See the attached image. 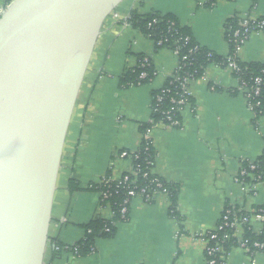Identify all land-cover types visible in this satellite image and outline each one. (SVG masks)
<instances>
[{
  "label": "crops",
  "instance_id": "0c3cea01",
  "mask_svg": "<svg viewBox=\"0 0 264 264\" xmlns=\"http://www.w3.org/2000/svg\"><path fill=\"white\" fill-rule=\"evenodd\" d=\"M206 1L123 0L105 20L68 128L52 204L48 236L64 249L52 258L48 243L44 264H206L204 235L216 228L226 205L246 212L254 232L264 231V219L254 213L264 207V182L248 190L237 179L241 162L254 160L264 149V115L255 118L244 93L233 92L238 79L228 66L210 63L202 76L189 82L192 103L182 109L181 125L152 128V171L178 184L179 218L169 215L164 194L150 203L134 197L128 218L115 223L114 236L96 237L94 250L84 256L65 251L84 238V226L92 219H112L109 205L100 203V193L86 188L103 175L116 179L130 170V159L114 153L137 149L139 125L150 120L151 92L178 66L172 49H156L150 38L124 22L128 12L172 13L200 46L224 57L229 52V18H264V0H217L209 7ZM4 3L0 0V8ZM139 54L151 58L155 75L146 84L124 87L120 76L136 65ZM236 56L246 63L263 61L264 33L250 32ZM70 178L83 189L69 191ZM243 234L239 224L235 235ZM225 264H264V251L249 253L236 246L228 251Z\"/></svg>",
  "mask_w": 264,
  "mask_h": 264
},
{
  "label": "water",
  "instance_id": "95a60500",
  "mask_svg": "<svg viewBox=\"0 0 264 264\" xmlns=\"http://www.w3.org/2000/svg\"><path fill=\"white\" fill-rule=\"evenodd\" d=\"M123 0H11L0 12V264H44L66 136Z\"/></svg>",
  "mask_w": 264,
  "mask_h": 264
},
{
  "label": "trees",
  "instance_id": "16d2710c",
  "mask_svg": "<svg viewBox=\"0 0 264 264\" xmlns=\"http://www.w3.org/2000/svg\"><path fill=\"white\" fill-rule=\"evenodd\" d=\"M4 6L11 0H4ZM217 0H207L204 6H212ZM263 21V25H258ZM133 28L138 29L145 36L150 38L156 49L167 47L172 49L178 58L179 78L175 77L176 72L168 77L162 88L151 92L150 100V120L139 125V131L142 134L141 141L132 156V167L135 170L136 178L131 174L128 180L122 183L113 180L101 181L88 186L86 189H94L100 192H108V196L100 200L102 205H109L112 210V219H104L96 217L88 222L85 227V236L82 240L65 249V251L74 252L77 256H84L94 250V240L96 237H112L115 234V223L123 221L120 215V209L123 205L129 206V203L124 204L125 199L129 200L127 192L129 190L137 191L140 187H145L150 194V199L153 201L155 197L164 189L167 192L169 200L168 213L171 217L179 218L176 211L177 197L179 186L175 183H170L164 179H160L161 187H157L156 182H153L152 174L147 177L143 176L144 172L153 168L155 151L146 139V131L158 123L169 125L173 121H179L176 127L181 125V110L183 104L179 102L180 98L185 97L183 87L186 80H194L203 75L206 67L210 63L218 66H227L229 62L236 65V68L231 70L234 77L238 79V86L233 92L241 91L242 88H252L253 80L256 77L261 79L258 85L259 94L253 98L252 112L255 118L264 115V60L261 62H241L236 56L237 47L241 45V41L246 35L252 31H261L264 33V18H259L255 22L248 21V24L243 25L241 19L233 16L226 21L225 38L228 43L229 52L227 56H220L211 50L200 46L188 26L182 25L179 19L172 13H160L151 11L140 13L137 9H131L124 21ZM244 38V40H245ZM243 40V41H244ZM144 73L145 76L141 77ZM155 75V70L152 65L151 58L148 55H138L137 63L134 67L127 68L120 76V84L124 87L139 86L150 82ZM157 96H162L160 101ZM187 100L192 103V98ZM170 116L171 121L167 119ZM254 165V168L251 166ZM248 175H243L240 178L248 182L251 175L259 177L258 180L264 181V149L262 153L252 161H242L240 165ZM108 176V175H107ZM69 191L82 190L80 184L73 178L68 180ZM264 210V207H260ZM248 216L246 212L231 205H226L220 215L216 228L207 232L204 237L214 238L209 239L206 244L204 256L206 264H225V258L228 251L236 246L244 244L249 253L264 251V231L259 233L254 232L247 222H242L241 218ZM128 214L126 215V219ZM125 219V220H126ZM236 223L243 225L244 234L240 238L235 235L237 228ZM219 227V228H218ZM106 229H108L106 231ZM48 243L51 245L52 258L58 255L63 249V244L57 238H49ZM254 243L262 244V247H255Z\"/></svg>",
  "mask_w": 264,
  "mask_h": 264
},
{
  "label": "built area",
  "instance_id": "2783aa9c",
  "mask_svg": "<svg viewBox=\"0 0 264 264\" xmlns=\"http://www.w3.org/2000/svg\"><path fill=\"white\" fill-rule=\"evenodd\" d=\"M6 6V5H5ZM4 6V7H5ZM4 7H1L0 8V12H1V10L4 8ZM114 16L116 17L117 16V14H114ZM240 19H241V23L243 24V25H246V24H248V19H246V18H244V17H240ZM254 22L256 21V20H253ZM258 25H263V21H260L259 23H258ZM246 37V35H244V38ZM244 38H243V40H244ZM246 39V38H245ZM243 40L241 41V43L243 42ZM239 47V46H238ZM238 47H237V49H238ZM227 66L231 69V70H233V69H235L236 68V65L234 64V63H232V62H229L228 64H227ZM178 66H177V69H176V71H178ZM175 71V72H176ZM145 76V74L144 73H142L141 74V77H144ZM175 77H177V78H179V75L177 74V72H176V74H175ZM191 80H186L185 81V85H184V87H183V93H184V95H185V97H183V98H180L179 100V102H181L184 106H183V108L185 107V106H189L190 104H191V102H189L188 100H187V98L188 97H191V93H190V91H189V82H190ZM261 83V79L259 78V77H256L254 80H253V85L254 86H252V88H250V89H248L247 87H245V88H242L241 89V91L244 93V95H245V98H246V103H247V106L249 107V109L250 110H252V108H253V98L255 97V96H257L258 94H259V87H258V85ZM162 88V87H161ZM162 99V96H157V100L158 101H160ZM182 111V110H181ZM167 119L168 120H170L171 121V118H170V116H167ZM159 124H165V123H158L157 125H159ZM179 124V121H173V122H171L168 126H173V127H175L176 125H178ZM166 125V124H165ZM153 128V127H152ZM152 128H150V129H148L147 131H146V139L148 140V142H149V144L153 147V144H152V137H151V133H152ZM135 152H136V150H132V151H130V152H127V151H118V152H116V153H114V157H128L129 159H130V161L132 162V156L135 154ZM135 156V158L137 157V155H134ZM251 168H254V165H252L251 166ZM136 171L135 170H133V167H132V164H131V168H130V170L127 172V174H131L134 178H136ZM127 174H122L121 176H119V178H116V179H113V178H111L110 176H107V175H103L102 176V178H101V180H100V182L101 181H107V180H113V181H115V182H118L119 184L120 183H122V182H125V181H127L128 180V178H129V176L127 175ZM150 174H152L153 176H154V178H153V182H156V184H157V187H161V185H162V183L160 182V177L159 176H157V175H155L154 173H153V171H152V169H150L149 171H147V172H144L143 173V176L144 177H147L148 175H150ZM249 173H247L244 169H239V172H238V176H237V179H238V181H240V183H242L243 185H244V187H246L248 190H252L253 189V186H255V184H257V183H260V182H264V181H260V180H258V176L257 177H255V176H253V175H251V177H250V180L248 181V182H245V181H243L240 177L241 176H243V175H248ZM250 175V174H249ZM127 194H128V196L130 197L129 198V200L128 199H125V201H124V204H127V203H129L130 204V200L132 199V198H134V197H139V198H141L145 203H150V202H152V200L150 199V194L148 193V190L145 188V187H140V189H138L137 191H135V190H129L128 192H127ZM159 194H164V195H166L167 196V192L164 190V189H162V191L159 193ZM108 196V192H100V200L101 199H104V198H106ZM254 213H255V215L259 218V219H264V210L262 209V208H258V209H256L255 211H254ZM127 214H129V206H126V205H123L122 207H121V209H120V215H121V218L123 219V220H125L126 219V215ZM241 220H242V222H248V220H249V216H243L242 218H241ZM236 225H237V227H238V224L236 223ZM219 228V227H218ZM108 229H106V231H107ZM205 238V240H206V243H208V241H209V239H211V238H214V235H211L210 236V238H207V237H204ZM254 246L255 247H262L263 245L262 244H259V243H254ZM240 248H242V249H244V250H246L247 252H249V249L244 245V244H241V246H239ZM222 259H225L224 257H222ZM211 264H212V262H211Z\"/></svg>",
  "mask_w": 264,
  "mask_h": 264
},
{
  "label": "rangeland",
  "instance_id": "374dc122",
  "mask_svg": "<svg viewBox=\"0 0 264 264\" xmlns=\"http://www.w3.org/2000/svg\"><path fill=\"white\" fill-rule=\"evenodd\" d=\"M146 84V83H145Z\"/></svg>",
  "mask_w": 264,
  "mask_h": 264
}]
</instances>
